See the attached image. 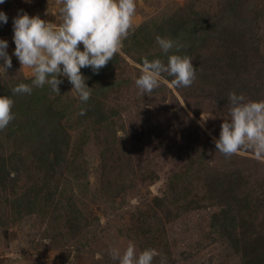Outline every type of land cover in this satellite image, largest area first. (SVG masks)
Instances as JSON below:
<instances>
[{
	"label": "rangeland",
	"instance_id": "1",
	"mask_svg": "<svg viewBox=\"0 0 264 264\" xmlns=\"http://www.w3.org/2000/svg\"><path fill=\"white\" fill-rule=\"evenodd\" d=\"M231 1L136 0L121 52L97 73L81 69L92 93L85 104L66 77L59 94L47 84L11 91L33 79L12 56L13 18L23 10L59 23L61 0L0 4L12 57L0 95L14 100V118L0 129V264H118L108 249L122 253L129 240L167 264H241L244 251L227 245L214 217L220 210L253 235L248 264H264V237L254 236L264 160L251 149L225 157L214 143L230 119L229 92L264 100V0L229 10ZM158 35L183 45L196 79L180 89L161 81L142 96V58L167 61Z\"/></svg>",
	"mask_w": 264,
	"mask_h": 264
},
{
	"label": "clouds",
	"instance_id": "2",
	"mask_svg": "<svg viewBox=\"0 0 264 264\" xmlns=\"http://www.w3.org/2000/svg\"><path fill=\"white\" fill-rule=\"evenodd\" d=\"M5 0H0L3 4ZM59 23L29 16L18 10L12 21V41L15 56L21 67L31 70L30 84L19 83L12 88L13 94H30L33 86L48 85L55 94L60 93L59 85L67 78L75 89L82 104L91 96V88L81 69L88 67L97 73L115 54L120 53L123 41L129 35L136 15V0H61ZM8 16L0 10V24ZM156 42L167 61L159 57L142 58L140 74L135 86L143 96L159 87L161 81L169 87L180 89L193 84L197 69L188 54H179L183 47L178 41L156 36ZM82 46V48H81ZM8 41L0 38V73L7 74L12 67V57L7 52ZM175 51H170V50ZM172 77L166 80L165 75ZM59 77V78H58ZM230 119L220 125L216 150L225 157L251 149L257 160H264V100H246L243 94L229 92ZM11 96L0 95V129H4L14 118ZM85 109L81 108L83 115ZM111 258L118 264H153L160 257L159 264H167V258L154 248L139 250L129 240L121 253L119 249H108Z\"/></svg>",
	"mask_w": 264,
	"mask_h": 264
},
{
	"label": "trees",
	"instance_id": "3",
	"mask_svg": "<svg viewBox=\"0 0 264 264\" xmlns=\"http://www.w3.org/2000/svg\"><path fill=\"white\" fill-rule=\"evenodd\" d=\"M240 1L241 0H232L229 3V10H235L237 7H239V2ZM191 34H193V33H191ZM235 42H237V40H235ZM237 51L234 52V53H236V55L234 56V58L241 57L240 56L241 53H242L241 50H237ZM48 109H49V107H48ZM51 139L54 140L53 137ZM225 215H226V212L223 211V210L222 211L220 210L219 212H216V214L214 215V217H216V219L222 220L221 221V227L222 228L220 227V229H221V232L222 233L228 234V235H225L226 236L225 238L227 240V245H229L232 250H235L237 252H240L241 251V254L244 251V254H243V258L244 259H242L241 264H248L249 263L248 257L246 258V252L248 250H245V248H246V244L248 242H250V240L252 239L253 235L251 233L246 234V232L241 229V227H242L241 225L237 226L235 224V220L236 219H232L230 217V220L232 222L229 224L228 221L226 220V216ZM244 222H247V221L246 220L245 221H242L240 224H242ZM260 223H261V229L262 230L261 229H258L257 230V233H255L254 236L258 235V236L264 237V218L261 219V222ZM258 239H260V238H258ZM252 243L253 242H251V244ZM243 247H244V250L242 249ZM256 249L257 248H254V250H256Z\"/></svg>",
	"mask_w": 264,
	"mask_h": 264
}]
</instances>
